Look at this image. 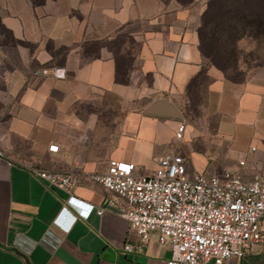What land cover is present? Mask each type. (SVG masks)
<instances>
[{
    "label": "crops",
    "instance_id": "1",
    "mask_svg": "<svg viewBox=\"0 0 264 264\" xmlns=\"http://www.w3.org/2000/svg\"><path fill=\"white\" fill-rule=\"evenodd\" d=\"M209 1L0 0L11 37L0 42L9 111L0 118V264H163L170 248L155 236L141 243L123 207L109 204V191L88 175L106 172L111 159L144 172L152 157L155 169L181 121L144 110L159 99L179 108L203 73L216 135L197 143L186 127L181 152L208 175L240 169L248 179L264 166V68L235 81L211 65L198 31ZM118 64L126 81L117 80ZM44 68L54 71L35 74ZM53 143L58 153L49 151ZM30 166L80 173L73 194L94 209L80 214L68 193L45 185ZM231 264H264V242Z\"/></svg>",
    "mask_w": 264,
    "mask_h": 264
},
{
    "label": "built area",
    "instance_id": "2",
    "mask_svg": "<svg viewBox=\"0 0 264 264\" xmlns=\"http://www.w3.org/2000/svg\"><path fill=\"white\" fill-rule=\"evenodd\" d=\"M53 71L44 68L35 74ZM186 127L184 122L178 126L176 142L158 158L153 172L138 170L132 161L111 159L106 172L88 176L109 191V204L123 207V215L141 243L155 236L170 248L171 255L163 264H231L264 242V166L248 179L240 169L213 175L197 171L178 149ZM49 151L58 153L60 147L53 143ZM238 164L245 168L247 160ZM29 169L48 187L68 193V203L83 216L94 209L73 194L82 180L80 173ZM125 248L131 250L132 245Z\"/></svg>",
    "mask_w": 264,
    "mask_h": 264
},
{
    "label": "rangeland",
    "instance_id": "3",
    "mask_svg": "<svg viewBox=\"0 0 264 264\" xmlns=\"http://www.w3.org/2000/svg\"><path fill=\"white\" fill-rule=\"evenodd\" d=\"M261 39H264V35H262ZM9 41H11L10 34L0 23V42ZM242 49L243 51L238 50L237 57H222L221 55H217L216 57H210L208 61L211 65L222 71L226 77L234 80H243L247 78L252 69L256 67H261L262 69L264 68V40H261L260 42L257 41L252 44L247 43ZM120 64L122 66H126L128 64V58L121 57ZM1 75L0 71V118H5L9 111L2 104V102L6 100V96L4 95L5 93L2 91V88L6 86V83ZM206 79L207 76L204 75V73L200 77L194 79L189 88L186 102L178 108L181 117L173 118L179 122L181 121V123H186L191 133L190 138L192 141L195 140L197 143L200 141H212L216 135V125L218 122L217 116L212 112L207 100L206 88L201 85V82ZM121 80L126 81L124 73L121 76ZM114 103L115 100L113 99L104 100L103 113L105 115L113 112L110 111L109 107H111L110 105L114 107ZM168 131L166 130V135L171 133L170 127ZM180 143L181 142L178 144L179 150H181L182 146ZM199 161L200 157H193L194 166H198ZM138 166L139 170L141 167L140 165ZM142 166L144 172H152L154 170L152 157H149Z\"/></svg>",
    "mask_w": 264,
    "mask_h": 264
},
{
    "label": "trees",
    "instance_id": "4",
    "mask_svg": "<svg viewBox=\"0 0 264 264\" xmlns=\"http://www.w3.org/2000/svg\"><path fill=\"white\" fill-rule=\"evenodd\" d=\"M198 31L205 57H237L238 50L243 51L241 40H264V0H210ZM123 70L118 64L120 82Z\"/></svg>",
    "mask_w": 264,
    "mask_h": 264
},
{
    "label": "water",
    "instance_id": "5",
    "mask_svg": "<svg viewBox=\"0 0 264 264\" xmlns=\"http://www.w3.org/2000/svg\"><path fill=\"white\" fill-rule=\"evenodd\" d=\"M145 113L156 116H163L169 118H180L181 114L178 108L166 99H159L153 101L144 110Z\"/></svg>",
    "mask_w": 264,
    "mask_h": 264
}]
</instances>
